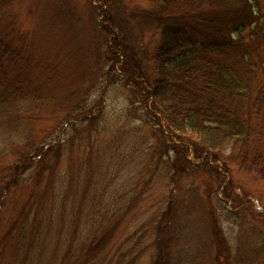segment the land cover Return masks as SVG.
I'll return each mask as SVG.
<instances>
[{
  "label": "rangeland",
  "instance_id": "374dc122",
  "mask_svg": "<svg viewBox=\"0 0 264 264\" xmlns=\"http://www.w3.org/2000/svg\"><path fill=\"white\" fill-rule=\"evenodd\" d=\"M104 1L0 0V34L29 72L13 89L19 68L9 88L0 76V264H153L167 227L166 264H264V178L230 143L219 161L194 155L189 129L180 143L140 88L109 78ZM151 8L113 6L146 76L153 32L128 21Z\"/></svg>",
  "mask_w": 264,
  "mask_h": 264
},
{
  "label": "trees",
  "instance_id": "16d2710c",
  "mask_svg": "<svg viewBox=\"0 0 264 264\" xmlns=\"http://www.w3.org/2000/svg\"><path fill=\"white\" fill-rule=\"evenodd\" d=\"M104 3L107 11L102 6L93 9L103 14L100 29L110 42L106 50L109 78L117 72L127 86L140 88L139 99L147 112L162 120L180 143L189 129L188 146L194 155L206 154L219 161L230 143V161L264 178V0H149L152 8L140 12L145 17L128 21L140 35L153 32L145 43L152 64L147 76L139 64L137 46L128 42L123 29L114 31L116 0ZM23 61L19 50L0 34L4 88H9L5 79L9 67L19 68L10 88L29 75ZM31 162L23 159L12 174L14 179ZM4 194L0 192V202ZM157 233L153 264H166L168 227Z\"/></svg>",
  "mask_w": 264,
  "mask_h": 264
}]
</instances>
